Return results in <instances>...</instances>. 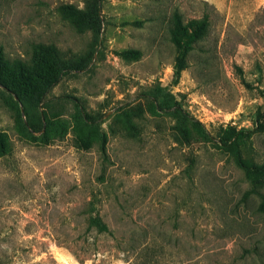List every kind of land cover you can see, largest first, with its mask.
Wrapping results in <instances>:
<instances>
[{
  "label": "rangeland",
  "instance_id": "obj_1",
  "mask_svg": "<svg viewBox=\"0 0 264 264\" xmlns=\"http://www.w3.org/2000/svg\"><path fill=\"white\" fill-rule=\"evenodd\" d=\"M95 1L0 0L2 60L52 45L62 71L40 104L32 88L17 111L0 97V264H264L261 198L206 137L253 130L242 153L264 164V0H100L97 36L63 9ZM206 14L177 75L171 33ZM95 214L112 236L90 229Z\"/></svg>",
  "mask_w": 264,
  "mask_h": 264
},
{
  "label": "trees",
  "instance_id": "obj_2",
  "mask_svg": "<svg viewBox=\"0 0 264 264\" xmlns=\"http://www.w3.org/2000/svg\"><path fill=\"white\" fill-rule=\"evenodd\" d=\"M99 1L96 0L92 5V8L88 12H78L75 14L74 10L69 7H63L68 14L77 16L83 14L87 18L86 23L93 24L91 30L94 35L97 36L100 32L99 23ZM95 20V21H94ZM74 21V19H72ZM75 22V21H74ZM85 24V23H84ZM210 25L209 16L206 14L200 20L194 22V27L189 34L187 30L178 25L179 30L182 32V36H179L176 31H172V42L181 50V56L176 63L177 75L185 68V58L188 53V49L195 40H200L205 37L208 27ZM56 59L61 60L60 52L54 46H42L37 54V60L33 64L27 65L22 62L10 63L6 60H2V54L0 52V97L4 105L11 111H17L18 100L15 101V97H18L19 101L25 104L23 96L29 94V88L33 89V98L37 104L44 102V98L48 90L58 83L61 79L62 71L56 68ZM86 58L74 57L68 60L66 70L68 72L79 68ZM61 62V61H60ZM69 66V67H68ZM74 101L78 110L82 111L80 103L72 97H68ZM168 111L169 109H162ZM179 113H175L177 119L186 127H190L193 130H202L204 128L201 123L184 113L180 107H176ZM26 113V112H25ZM27 115V113H26ZM42 116L46 119L47 114L43 111ZM28 117V115H27ZM85 118H88L84 115ZM41 115H36L34 118L28 117L27 126L32 132H39L42 129ZM264 119V111L258 112L255 119V129H259L261 120ZM201 132V133H202ZM253 130L237 129L235 127L221 128L215 137H210L206 133V137L215 142L222 150L230 153L233 156L236 166L241 169L250 181L251 193L257 194L261 198L260 211L264 213V194L260 193V190L264 188V164H257L251 160L245 159L242 153V147L245 144V140L249 138ZM184 137L189 139V134L184 133ZM89 227L98 235L112 236V231L108 225L98 215H90L88 217Z\"/></svg>",
  "mask_w": 264,
  "mask_h": 264
}]
</instances>
